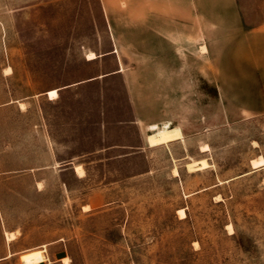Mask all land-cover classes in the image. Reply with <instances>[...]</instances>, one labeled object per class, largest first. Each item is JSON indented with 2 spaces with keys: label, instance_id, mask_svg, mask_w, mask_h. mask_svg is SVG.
Here are the masks:
<instances>
[{
  "label": "rangeland",
  "instance_id": "obj_1",
  "mask_svg": "<svg viewBox=\"0 0 264 264\" xmlns=\"http://www.w3.org/2000/svg\"><path fill=\"white\" fill-rule=\"evenodd\" d=\"M238 1L264 21V0ZM178 9L0 0V264H264V112L221 101L208 58L176 56ZM166 122L183 138L151 147Z\"/></svg>",
  "mask_w": 264,
  "mask_h": 264
},
{
  "label": "crops",
  "instance_id": "obj_2",
  "mask_svg": "<svg viewBox=\"0 0 264 264\" xmlns=\"http://www.w3.org/2000/svg\"><path fill=\"white\" fill-rule=\"evenodd\" d=\"M177 1L178 11L166 14L179 26L180 43L171 46L176 56L188 58L191 48L203 62L208 58L209 79L221 101L224 95H254V102L239 110L264 112V21L247 27L238 0ZM199 79H208L205 68H199Z\"/></svg>",
  "mask_w": 264,
  "mask_h": 264
},
{
  "label": "bare ground",
  "instance_id": "obj_3",
  "mask_svg": "<svg viewBox=\"0 0 264 264\" xmlns=\"http://www.w3.org/2000/svg\"><path fill=\"white\" fill-rule=\"evenodd\" d=\"M206 47L202 48V51H205ZM97 54L94 52H89L88 53V59H96ZM48 95L51 99H55L59 96V91L57 89H50L48 90ZM176 124V123H175ZM151 133L147 136V142L151 147L162 145V144H169L173 140H179L183 138V132L182 128L180 126L173 125L170 122L164 123V125H159L154 123V125L150 126ZM203 150H208V146L205 145L203 147ZM264 166V157H260L258 159H254L252 161V167L254 169L262 168ZM188 167L192 170H202L208 167V162L205 159L202 160H197L190 162L188 164ZM76 170L81 174L83 173V169L81 166H77ZM175 172L178 173L177 169H175ZM178 212L181 214V217L184 218L186 217V212L184 209H179ZM229 229H232V225H228ZM233 230V229H232ZM6 235L8 237V240H14L15 234L12 232H6ZM197 244V242H195ZM63 264H70V257L65 256L61 259Z\"/></svg>",
  "mask_w": 264,
  "mask_h": 264
},
{
  "label": "water",
  "instance_id": "obj_4",
  "mask_svg": "<svg viewBox=\"0 0 264 264\" xmlns=\"http://www.w3.org/2000/svg\"><path fill=\"white\" fill-rule=\"evenodd\" d=\"M67 254L66 252H61L58 254V258L62 259L63 257H65ZM40 264H44V262L40 263Z\"/></svg>",
  "mask_w": 264,
  "mask_h": 264
},
{
  "label": "trees",
  "instance_id": "obj_5",
  "mask_svg": "<svg viewBox=\"0 0 264 264\" xmlns=\"http://www.w3.org/2000/svg\"><path fill=\"white\" fill-rule=\"evenodd\" d=\"M13 257H15V253H11V256L10 255L5 256L4 260L8 258H13Z\"/></svg>",
  "mask_w": 264,
  "mask_h": 264
}]
</instances>
